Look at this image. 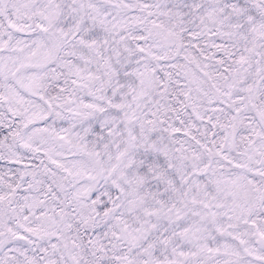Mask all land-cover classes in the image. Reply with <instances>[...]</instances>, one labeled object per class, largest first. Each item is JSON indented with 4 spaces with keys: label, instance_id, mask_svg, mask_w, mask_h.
I'll return each instance as SVG.
<instances>
[{
    "label": "snow or ice",
    "instance_id": "snow-or-ice-1",
    "mask_svg": "<svg viewBox=\"0 0 264 264\" xmlns=\"http://www.w3.org/2000/svg\"><path fill=\"white\" fill-rule=\"evenodd\" d=\"M0 264H264V0H0Z\"/></svg>",
    "mask_w": 264,
    "mask_h": 264
}]
</instances>
